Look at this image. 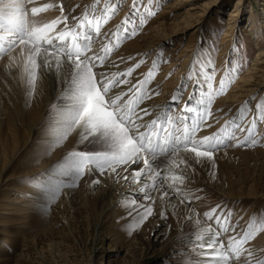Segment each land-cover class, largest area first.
Wrapping results in <instances>:
<instances>
[{"label": "snow or ice", "instance_id": "1", "mask_svg": "<svg viewBox=\"0 0 264 264\" xmlns=\"http://www.w3.org/2000/svg\"><path fill=\"white\" fill-rule=\"evenodd\" d=\"M124 2L95 0L90 11L85 9L77 16L73 14L75 9L65 14L62 2L0 0V60L7 59L6 68L11 69L20 67L22 59L30 98L38 79L42 80L45 74L55 76L64 85L50 106L44 133L48 137L45 154L60 148L70 138L83 145L80 150L68 152L40 177L33 178L39 193L38 211L47 213L63 190L77 187L86 174H108L117 182L122 179L140 185L136 192L130 193L127 202L129 215L135 214L131 230H136L154 213L153 192L159 193L160 201L172 204L173 208L177 207L173 196L180 205L192 204L201 199L196 194L201 189L190 187L192 173L207 169L215 179L216 156L220 152L254 148L264 141V133L258 127L264 125V98L254 96L245 101L221 127L200 135L220 123L212 105L234 82L239 64L227 61L224 75L218 87H214L215 61L210 57L194 58L192 70L184 77L191 81L194 90L188 99L184 100L183 94L189 85L182 83L163 109L151 107L147 102L160 94L152 84L162 51L146 73H137L144 60L125 70H111L113 66L119 67L111 60L113 52L122 41L135 37L148 17L156 15L153 0H130L128 14L116 30L102 32L122 10ZM53 9L59 10L56 18L43 23L37 19ZM97 40L101 47L94 51ZM252 101H256L254 109L250 107ZM100 182L92 181L95 185ZM137 196L151 203H138ZM159 215L167 218L163 210ZM203 216L212 223L186 241L191 248L187 250L185 264H264V249L252 243L258 234L264 233V216L258 220L254 215L246 225H241L233 220L231 209L226 211L219 204ZM196 223L199 225L200 221Z\"/></svg>", "mask_w": 264, "mask_h": 264}, {"label": "rangeland", "instance_id": "2", "mask_svg": "<svg viewBox=\"0 0 264 264\" xmlns=\"http://www.w3.org/2000/svg\"><path fill=\"white\" fill-rule=\"evenodd\" d=\"M179 1L181 3L178 6L170 7ZM52 2H62L65 14L75 9L73 14L81 16L85 9L90 11L95 0ZM129 4L130 0H125L122 10L102 28V32L116 30V26L128 14ZM156 5L157 0H153L152 8L156 15L148 17L139 33L122 41L119 49L113 52L111 60L119 67L113 66L111 70H125L137 61L144 60L137 73H146L162 51L159 70L153 81L154 84L158 75L164 74L161 81L156 83L159 85L158 89L153 87L156 90L162 89L151 101L154 103V100L160 99L161 103L156 101L155 104L158 105L157 109H163L182 83L189 85L183 94L184 100L193 93L191 81L184 77L192 70H188V65L193 67L194 58L210 57L215 61L217 71L214 87H218L224 75L226 62L232 60L233 65L238 62L234 82L227 87L226 94L217 97L212 105L216 115L215 111L220 104L218 100L226 99L229 95V100H235L236 93L230 91L249 72L257 52L264 50V0H159V6ZM163 11L164 16L161 15ZM56 12L57 17L59 10ZM42 15L43 13L40 16ZM160 23H165L166 26L152 32ZM150 32L157 36V45L152 55L141 54L138 47L131 53L126 47L128 43L136 42L139 45V40ZM189 39L193 46L185 52L183 49ZM100 47L97 40L93 49L99 50ZM189 54L187 59L186 55ZM120 58H123V62ZM172 62L177 65L169 68ZM5 64L6 59L0 60V88H3V84L8 86L3 88L6 93H0V213L5 211V214H0V231H3L0 233V264H185L188 260L187 250L191 248L186 241L212 223L205 220L204 212L219 204L226 211L231 209L233 220H238L241 225H246L254 215L258 220L264 216L262 141L254 148H229L218 154L215 179L211 178L207 169L192 173L193 182L190 187L193 190L201 189L196 193L201 199L192 204L180 205L177 197L173 196V203L180 206L179 209L173 208L172 204L160 201L159 193L153 192L157 201L153 206L154 213L136 230H131V225L136 221L135 214L129 215L127 202L131 199L130 193L136 192L140 185L127 182L119 186L107 174L100 176L99 173L92 177L86 174L79 185L74 187L72 198L65 200L61 194L47 213L40 212L39 218L37 213H33L38 210L36 201L39 199L33 178L40 177L56 166L68 152L80 150L83 146L70 138L60 148L45 154L48 137L44 133L52 104L47 109L44 108L47 98L44 88L47 81L43 77L44 84L41 86L38 79L36 91L30 98L22 59L20 67L7 69ZM137 73L133 75L136 76ZM262 91L263 93H254L234 102L227 115L233 108L239 109L254 96L257 99L264 98V87ZM255 103L256 101H252L250 107L254 109ZM227 115H222L223 118L218 116L223 119L220 126L214 124L213 128L206 129L200 135L221 127L231 119ZM37 119H40V126L35 129L38 131L35 134L33 130H29V124ZM258 127L264 133V125ZM8 131L14 136L12 142L5 141L4 135ZM95 179L101 182L95 185L92 183ZM137 200L142 204L151 203L144 201L141 196H137ZM7 206L14 209L2 210ZM190 208L194 212H190ZM14 210H18L15 216L8 214ZM162 210L167 215L166 219L159 215ZM188 214L193 217L192 220L186 219ZM197 220L200 221L199 225ZM252 243L258 249H264V233L258 234ZM192 255L195 253L192 252Z\"/></svg>", "mask_w": 264, "mask_h": 264}, {"label": "bare ground", "instance_id": "3", "mask_svg": "<svg viewBox=\"0 0 264 264\" xmlns=\"http://www.w3.org/2000/svg\"><path fill=\"white\" fill-rule=\"evenodd\" d=\"M56 1V0H55ZM60 1V0H59ZM47 2H52V0H49V1H47V0H38V3H47ZM181 2L179 1V2H176L175 4H172L170 7H173V5L175 6H178L179 4H180ZM175 6V7H176ZM165 10V9H164ZM57 9H53V10H50L49 12H47V13H43V15L42 16H40V17H38L37 19L40 21V22H48L49 20H51V19H54L56 16V14H57ZM56 13V14H55ZM161 15L162 16H164L165 15V12L163 11V12H161ZM55 16V17H54ZM164 26H166V24L165 23H160L157 27H154L153 29H152V32H155V31H159L160 30V27H164ZM159 28V29H158ZM162 31V30H161ZM172 32H174L175 30H171ZM139 45L136 43V42H131V43H128V45L126 46L128 49H130L132 52L131 53H133V52H135L136 51V47H138V50L140 51V53L141 54H143V55H145V54H151L152 55V52H153V49H155L156 48V42H157V36L155 35V34H153V33H151L150 32V34L149 35H147L146 37H144V38H142V39H140L139 40ZM193 46V42H192V40L191 39H189L188 40V43H187V45L184 47V49H183V51H189L188 49L190 48V47H192ZM96 47V46H95ZM227 48V47H226ZM126 49V48H125ZM124 49V50H125ZM224 50V49H223ZM222 50V51H223ZM17 51H19V50H17ZM123 51V50H122ZM173 51V50H172ZM124 52V51H123ZM122 52V53H123ZM130 54V53H129ZM180 54V53H179ZM15 55V54H14ZM177 57H179V56H177ZM190 57V54H189V56H187L186 55V58L188 59ZM7 60V59H6ZM186 62H187V60H186ZM6 65V64H5ZM177 64L176 63H174V62H172L170 65H169V68L171 67V68H173V67H175ZM252 67L249 69V72L246 74V75H243V77H241V80L239 81L238 80V82L236 83V85H235V87H233V89L234 90H231L230 91V93H236V95L234 96V101H231V100H229V97H230V95L229 96H227V98L226 99H221V100H218V102L220 103V104H218L219 106L217 107V109H216V116L218 117V116H222V115H224L225 113H227L228 111H229V109L231 108V106H232V104L234 103V102H237V101H241L242 99H243V97L245 98V96L247 97V96H249V95H251V94H254V93H263V91H262V88L264 87V50H260V51H258L257 52V54H256V58H255V60H254V63H252V65H251ZM3 68V67H2ZM168 68V67H167ZM114 69V68H113ZM123 68H119V69H114V70H112V71H114V72H116V71H120V70H122ZM191 70L192 69V65H188V70ZM3 70V69H2ZM7 70V69H6ZM1 74V73H0ZM10 74V73H9ZM162 74V73H161ZM46 76H44V81L46 82L47 81V84H45V88H44V90H45V93H46V102H45V107L44 108H46L49 104H51V103H53L54 101H56V99L60 96V92L62 91V89H63V87H64V85L62 84V83H59L58 81H57V79H56V77L55 76H53V75H49V74H45ZM163 75L164 74H162V75H158V78L156 79V81H155V83L153 84V86L152 87H157V89H158V84H156L157 82H160L161 81V78L163 77ZM219 75V74H218ZM218 77V76H217ZM8 78V77H7ZM1 81H2V79H1ZM43 80H40L39 79V83L41 84V86H42V83L44 84V82H42ZM4 83V82H3ZM167 83V82H166ZM1 84H2V82H1ZM0 84V85H1ZM4 85V86H3ZM1 87H5V86H7V84L5 85V84H3ZM167 86V85H166ZM263 86V87H262ZM8 87V86H7ZM260 87H262V88H260ZM3 88H0V93L2 94V93H4L5 92V90H3ZM41 88V87H40ZM161 89H162V87H161ZM161 89H159V90H161ZM159 90H156L157 92L159 91ZM6 93V92H5ZM0 94V95H1ZM6 95V94H5ZM39 95V94H38ZM2 97V96H1ZM38 97V96H37ZM155 102L157 101V103H161L160 102V99H157V100H154ZM155 102L154 103H152V101H148L147 103L151 106V107H153V108H157V104H155ZM35 103V102H34ZM36 104V103H35ZM165 106V105H164ZM47 109V108H46ZM46 109H45V112H46ZM217 110H223V111H217ZM41 111V110H40ZM236 108L234 109H232L230 112H229V114L227 115V117H230L231 116V118H232V116L236 113ZM42 115V114H41ZM222 118H223V116H222ZM42 119V118H41ZM223 122V119H220V123L218 124V126H220L221 125V123ZM38 126H40V119H37V120H35L34 122H32V123H30L29 124V130H33L32 132L33 133H37L38 131L36 130L35 131V129H37L38 128ZM216 126V125H215ZM28 133H29V131H28ZM13 136V134L11 133V131H8V132H6L5 133V135H4V138H5V141H13V138H14V136ZM28 142V141H27ZM47 145V143H45V146ZM79 145V144H78ZM44 146V147H45ZM79 146H83V145H79ZM240 151H243V150H236V152H240ZM225 151H222V152H220V153H224ZM219 153V154H220ZM262 153L264 154V151H262ZM106 175V174H105ZM108 175V174H107ZM91 177H92V175H91ZM108 177H110V179H112V181L113 180H115V183H118V185L119 186H121L122 184H126L127 182L126 181H124V180H119L118 182H117V180L116 179H114L113 178V175H108ZM107 178V177H106ZM143 183V182H142ZM121 188V190L123 189V187H120ZM138 190V189H137ZM74 188H65L64 190H63V192H62V194H63V196H64V198H65V200L66 199H70V198H72L73 196H74ZM158 197V196H157ZM167 199V198H166ZM173 199V198H172ZM175 200V199H174ZM174 200H172V201H174ZM157 202V201H156ZM17 203V202H16ZM176 205H177V207L176 208H180V206L177 204V203H175ZM169 205H171V204H169ZM4 209H2V210H6V211H10V210H13L14 208L13 207H11V206H7V207H3ZM28 208H30V207H28ZM184 208V207H183ZM185 209V208H184ZM17 212H18V210H14L13 211V213L11 212V213H8L9 215H16L17 214ZM33 213H37L38 214V216H39V218H40V215H41V213H40V211H33ZM185 213H186V211H185ZM0 214H5V211H2V213H0ZM183 214V213H182ZM188 215H190V214H188ZM18 216H21V215H19L18 214ZM178 216V215H177ZM179 216H180V214H179ZM0 233H3V231H0ZM5 260H7V259H5ZM3 261V260H2ZM3 264H7V263H3Z\"/></svg>", "mask_w": 264, "mask_h": 264}]
</instances>
